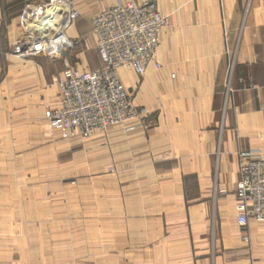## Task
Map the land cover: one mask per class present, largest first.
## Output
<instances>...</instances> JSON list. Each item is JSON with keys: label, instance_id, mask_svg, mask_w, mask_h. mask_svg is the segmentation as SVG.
Masks as SVG:
<instances>
[{"label": "rangeland", "instance_id": "374dc122", "mask_svg": "<svg viewBox=\"0 0 264 264\" xmlns=\"http://www.w3.org/2000/svg\"><path fill=\"white\" fill-rule=\"evenodd\" d=\"M51 1L0 0V240H6L0 264H188L191 227L212 223L208 209L206 221L196 209L212 197H228L218 187V155L198 154L199 137L216 130L211 116L221 119L235 101L251 100L252 108L264 111V27L250 29L255 41L245 45L240 60L243 45L229 46L222 92L202 90L209 77L191 70L199 60L168 65L167 75L164 65L155 71L153 87H142V75H124L139 116L83 139L52 127L46 112L60 101L45 98L58 87L67 62L80 69L101 65L93 26L74 37L68 26L66 34L78 45L57 55L20 50L32 32L39 33L29 12L45 13L41 6ZM185 49L175 44L181 57ZM43 69L59 73L49 75L54 79L47 84ZM201 105L210 114L207 121ZM224 211V228L232 229L237 201L236 218ZM214 218L222 228L221 217ZM29 227L33 234L25 235ZM6 228L13 235L5 237ZM257 256L264 264V250Z\"/></svg>", "mask_w": 264, "mask_h": 264}, {"label": "crops", "instance_id": "0c3cea01", "mask_svg": "<svg viewBox=\"0 0 264 264\" xmlns=\"http://www.w3.org/2000/svg\"><path fill=\"white\" fill-rule=\"evenodd\" d=\"M72 1L74 7L80 12L78 19L71 23L68 29L69 36L74 37L75 34L81 32V29L92 25L93 17L110 7L116 0ZM125 1L142 2L145 0ZM155 1L161 13L168 16L170 20V23L161 29L159 35L158 61L161 63L162 68L164 65L174 67L176 63L179 66V60L181 59L199 60L200 62L195 67L192 66L191 70L196 76L209 77L206 80L207 89L203 88L202 90L222 92L224 90V80L229 74V71H227L228 60L231 58L229 46L232 44L233 48L236 44H242L243 47L240 48L238 59L240 60L241 56L245 55V45L255 41L252 39L254 35L251 34L250 29L264 27V0ZM247 5L249 6L248 10H246ZM30 23L32 22L30 21ZM95 43L97 46L96 35ZM177 43L186 44L187 49H185L184 57H181L175 51V44ZM249 53L255 56L254 51ZM251 55H249V58H251ZM168 68L166 75L171 69ZM157 70L161 69H157L154 63L149 65L145 75L141 76L145 77L143 88L155 86L157 77L154 73ZM43 72L44 82L48 84L54 79L50 78L49 75H57L59 70L54 72L43 69ZM130 74L140 76L134 70H120L122 80L124 75L129 76ZM231 85L234 90L238 87L236 74L232 76ZM56 88H54V92L47 91L49 94L46 95L45 101H50L52 104L57 103L58 99L60 101L59 97H55V94L59 93L58 87ZM200 107V114L204 120H209L210 114L208 111L202 109V105ZM244 107H247V110ZM252 107L251 100L245 103H242L241 100H239V103L235 101L234 105L230 107L233 110L229 109L228 113L224 112L221 119L219 113L215 117L214 115L211 116L217 121V129L210 133L205 132L199 137L202 145L198 154L203 156L218 155L216 158V162H218L217 171H219L218 187L221 191L226 189L228 197L221 201L217 196V199L212 197L210 203H205L196 209L201 211L200 215H196L199 219L201 218L200 221H206V210L208 209V216L211 217L212 215V223L210 220L209 225L191 227L192 231L189 237L190 243L194 244V247L191 246L188 264H260L257 261V252L264 250V222L251 218L248 225L241 228L238 215L235 213L237 198L236 194L233 193L236 192L240 177L239 152L252 149L264 155V111ZM234 110H237V112ZM200 122H202L201 119ZM209 138H213L214 141L210 143ZM226 208H229L230 215L232 212L231 216L236 218L237 215L236 226L234 225L236 228L234 226H232V229L226 230L224 228L226 219L222 216L227 214L224 211ZM217 216L221 217L222 228H219V222L215 221L214 217L217 219ZM6 229L7 234L4 235L5 237L13 235L14 229ZM24 234H33V229L31 227L26 228ZM218 234H221L222 237L221 244L220 239L218 240ZM246 236L248 239H245ZM236 242L240 244H236ZM0 244L6 246V240H0ZM195 255L197 256L195 257ZM231 256L239 258L236 260L227 259Z\"/></svg>", "mask_w": 264, "mask_h": 264}, {"label": "built area", "instance_id": "2783aa9c", "mask_svg": "<svg viewBox=\"0 0 264 264\" xmlns=\"http://www.w3.org/2000/svg\"><path fill=\"white\" fill-rule=\"evenodd\" d=\"M54 3L62 9L51 16L43 31L38 30L36 38L29 36L23 41L20 50L26 54L57 55L66 46L78 45L65 30L80 12L72 0H52L41 7ZM29 13V19H32L39 17L41 11L34 8ZM169 23V17L161 13L155 0H116L95 15L92 26L101 65L94 69H80L66 63L64 73L57 81L60 106L46 112L52 127L63 136L77 133L85 139L97 130L136 119L138 110L123 84L120 70H134L144 76L151 63L160 69L159 35ZM58 36L66 37V41L54 47L60 39ZM239 163L240 177L236 187L238 222L241 228H245L251 218L264 220V155L255 150L241 151Z\"/></svg>", "mask_w": 264, "mask_h": 264}, {"label": "bare ground", "instance_id": "6f19581e", "mask_svg": "<svg viewBox=\"0 0 264 264\" xmlns=\"http://www.w3.org/2000/svg\"><path fill=\"white\" fill-rule=\"evenodd\" d=\"M45 8V13L41 12L39 17H35V20L32 21V23H34L36 25V27H38L37 29L39 31H43L44 28H46V24L49 23V21L51 20V16L53 15H57L58 11L60 9H62V7L59 8V6L54 3L53 6H47L44 7ZM52 8V9H51ZM31 38H36L37 36L35 35V32H32V34L30 35ZM61 36H58V38H60ZM65 42L64 38H60L58 39L57 43H54V47H59L61 46V44Z\"/></svg>", "mask_w": 264, "mask_h": 264}]
</instances>
